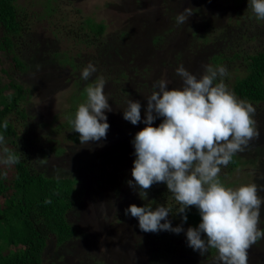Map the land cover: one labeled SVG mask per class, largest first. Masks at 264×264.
Instances as JSON below:
<instances>
[{
  "label": "rangeland",
  "instance_id": "obj_1",
  "mask_svg": "<svg viewBox=\"0 0 264 264\" xmlns=\"http://www.w3.org/2000/svg\"><path fill=\"white\" fill-rule=\"evenodd\" d=\"M20 1L38 14L44 10L42 4L37 3L38 0ZM180 2L181 5L177 0H74L60 4L53 20L36 19L33 34L28 35L27 39L35 38L25 49L30 69L19 78L33 88L27 103V110L34 118L33 123H49L40 126L41 132H48L63 121L71 102L84 98V92L76 89V78L84 66L71 72L51 56L56 49L75 53L78 48L72 38L66 37L65 32L56 30V34L55 26L51 23L54 21L58 24V17L65 18L66 22H78L81 14L75 12L76 8H81L82 14L85 11L94 14L97 19L104 18L108 22L107 37L110 36L107 50L113 53L110 59L108 54L107 59L94 58L95 50H85L86 55H92L88 57L86 65L91 62L96 67V72L90 77L101 74L105 80L103 92L112 109L106 112L109 124L106 137L102 141L80 144V141L66 140L62 134L52 135L58 138L64 151L49 157V171L77 174L82 195L78 208L68 216L77 228L76 236L61 246L51 241L44 253V264H150L149 259L158 251L153 232H143L136 218L124 213L129 204L139 205V193L127 184V180L131 179L130 170L134 159L130 140L144 125H133L124 120L122 109L129 99L138 100L143 117L146 97L154 90L156 81L164 79L171 87L181 85V78L175 72L179 65L196 76L204 72V66L209 65L210 48L197 38L207 29L201 19H211L216 28L226 26L229 16L232 17L231 21H235L234 8L225 0ZM193 7L198 8L196 12L192 11ZM166 8L171 12L173 9L176 14L185 9L191 12L184 22L186 25L178 24L170 32L171 17ZM248 27L252 29L248 35L260 29L257 25ZM122 31L124 35L120 36ZM157 35L163 37L158 43L154 42ZM243 41L247 48L261 45L264 43V33L260 37L244 38ZM118 68L127 73V77H122L120 81L124 82L122 86L126 92L119 90V84L112 77L106 76ZM160 119L153 121V125L158 124ZM261 128H264L263 124L259 130ZM261 132L255 146H246L243 151L237 152L245 162L243 168L236 169L228 180L233 182V188L240 184L255 183L257 195L264 198V129L263 134ZM257 226L264 231V204L260 208ZM178 249L181 253L173 256L175 260L171 264H218L216 253L201 255L192 248ZM247 258L248 264H264V238L249 247Z\"/></svg>",
  "mask_w": 264,
  "mask_h": 264
},
{
  "label": "trees",
  "instance_id": "obj_2",
  "mask_svg": "<svg viewBox=\"0 0 264 264\" xmlns=\"http://www.w3.org/2000/svg\"><path fill=\"white\" fill-rule=\"evenodd\" d=\"M66 1L71 3L74 0H38L37 3L42 4L44 9L38 14L20 0H0V123L7 122L6 128H0L2 137L0 148L6 147L17 157L15 164L0 166V264H44V253L51 241L61 246L77 234V228L68 216L78 208L81 201L80 180L73 172H50L47 162L50 156L60 155L64 151V147L58 138L52 136L53 134H62L66 140L79 142L78 133L71 131L68 119L74 114L77 106L84 102L86 95L84 93L82 101L77 99L71 102L65 111L63 121L48 132H41L40 126L49 123H33L34 118L27 110L33 88L19 78L30 69V63L25 58V49L35 38L29 41L27 39L28 35L33 34L36 19L53 20L52 17L60 9V4ZM225 2L234 8L235 21H231L232 17L229 16L226 26L216 28L211 19H201L207 29L198 34L197 38L210 48L209 65L213 67L222 65L226 68L227 75L222 78L226 88L237 99L254 106L253 119L257 135L247 145L253 147L264 129L259 130V127L264 125V43L247 48L243 40L250 36L260 37L261 33H264V20L255 18L251 9L247 7V0ZM177 3L181 5L182 2L177 0ZM192 9L196 12L198 8ZM166 10L170 13V32H173L174 27L178 25L175 22L177 14L173 9L172 12L168 8ZM75 12L81 14L78 22L76 20L75 23L66 22L65 18L64 21L58 17L61 22L51 23L55 26L56 34L57 31L65 32L66 37L72 38L78 48L75 53L59 49L51 53L61 66L71 72L86 66L87 59L92 56L85 54L88 48L95 50L94 58L107 59L109 55L110 59V55L113 54L106 46L110 40V36L107 37L108 22L104 18L97 19L94 14L85 11L82 14L81 8H76ZM247 23L251 27L257 25L260 29L248 35L252 29ZM122 35L124 31L120 33V36ZM162 38V35H157L154 42L158 43L163 40ZM98 75L85 81L79 74L76 78V89L84 92L88 84L94 83L97 77H103L101 74ZM106 76L112 77V80L119 84V90L126 92L122 86L124 82H120L122 77H127L126 71L118 68ZM219 79L221 78L218 77ZM3 155L4 153L0 152V156ZM244 162L236 153L227 166H221L219 179L226 187L233 185L228 179L236 169L243 168ZM146 191L147 195L139 192V205L169 206L171 213L168 219L173 226L182 223L186 229L198 223L200 217L194 206H189L186 210L187 220L181 221L180 214L176 213L179 205L163 182L154 183ZM152 236L158 245V251L149 259L150 264H171L175 260L172 259L173 256L181 253L178 247L190 248L186 244L183 231L179 234L157 231L153 232ZM205 253L214 255L216 250L209 248Z\"/></svg>",
  "mask_w": 264,
  "mask_h": 264
},
{
  "label": "clouds",
  "instance_id": "obj_3",
  "mask_svg": "<svg viewBox=\"0 0 264 264\" xmlns=\"http://www.w3.org/2000/svg\"><path fill=\"white\" fill-rule=\"evenodd\" d=\"M247 7L257 20H264V0H247ZM190 14L185 9L176 15L175 22L184 23ZM94 72L96 67L89 62L80 78L87 81ZM175 72L181 85L171 87L164 79L156 81L146 97L143 117L138 100L129 99L122 109L124 120L144 125L130 140L134 159L127 184L147 195L151 185L163 182L179 205L176 213L181 221L187 220L189 206L195 207L200 219L186 229L182 223L173 226L168 219L171 208L162 204L153 207L132 203L124 213L136 218L143 232L183 231L187 246L201 255L215 249L218 264H248L247 250L264 238V231L257 226L264 198L257 195L255 183L226 187L219 173L221 166H227L234 154L243 151L257 135L255 108L226 88L222 78L227 70L222 65H205L200 76L183 65ZM104 84L103 77L88 84L83 90L86 99L68 119L80 144L106 137V112L112 109L103 92ZM157 118L160 122L154 126ZM6 127V121L0 123V128ZM0 152L4 153L0 164L17 162L6 147Z\"/></svg>",
  "mask_w": 264,
  "mask_h": 264
}]
</instances>
